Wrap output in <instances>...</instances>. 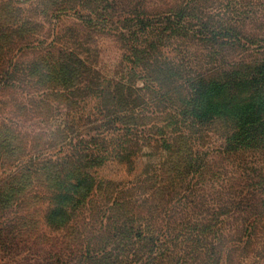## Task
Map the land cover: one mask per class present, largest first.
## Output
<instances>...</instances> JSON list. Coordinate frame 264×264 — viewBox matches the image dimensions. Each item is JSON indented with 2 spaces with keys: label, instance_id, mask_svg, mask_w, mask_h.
Masks as SVG:
<instances>
[{
  "label": "trees",
  "instance_id": "16d2710c",
  "mask_svg": "<svg viewBox=\"0 0 264 264\" xmlns=\"http://www.w3.org/2000/svg\"><path fill=\"white\" fill-rule=\"evenodd\" d=\"M248 15L216 0L0 1V248L43 264H249L264 173L236 159H264V31L246 33ZM105 36L124 51L112 75ZM91 93L117 136L63 154L71 135L52 122ZM108 159L131 177L90 175Z\"/></svg>",
  "mask_w": 264,
  "mask_h": 264
},
{
  "label": "rangeland",
  "instance_id": "374dc122",
  "mask_svg": "<svg viewBox=\"0 0 264 264\" xmlns=\"http://www.w3.org/2000/svg\"><path fill=\"white\" fill-rule=\"evenodd\" d=\"M216 1L218 7L229 12L247 13L252 8V10L257 12V17L250 20L249 17L252 15H248V18L245 19L246 24L243 25V30L246 33H262L264 31V0ZM97 43L100 50L99 66L106 74L112 75L118 61L121 60L124 51L118 41L112 37H99ZM99 119L98 99L92 95V93L82 99L72 111L63 113L62 117L55 119L52 122V126L54 127L59 123L62 124V127L66 125L67 131L71 135V146L66 147L63 154L71 153L72 147L79 143L89 144L93 138H96L97 133H103L107 142L114 139L117 134L110 128L101 127L99 125ZM43 126L42 123L37 122L35 125L36 131L42 129ZM221 133L222 131L219 127L211 129L210 132L206 133L202 144L208 149H219L223 145V140L220 137ZM142 160L143 159L138 160L137 170L141 169L142 165L140 163ZM236 162H241L243 168L246 167L257 173H264V159H260L257 156H247L243 160L238 158L236 159ZM89 173L96 179L112 181L115 183L127 181L128 178L131 177L125 164L111 159L103 161L100 164H95L90 168ZM251 241H253V246L250 252L246 254L245 259L247 262L250 261L249 264H264V227H259L253 233ZM10 242V239L5 238L2 241L3 244L0 243V245L6 246V244H10ZM11 251L4 252L3 248H0V264L44 263V255L32 253L33 251L23 250V246H21V248H14Z\"/></svg>",
  "mask_w": 264,
  "mask_h": 264
}]
</instances>
